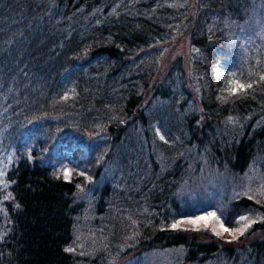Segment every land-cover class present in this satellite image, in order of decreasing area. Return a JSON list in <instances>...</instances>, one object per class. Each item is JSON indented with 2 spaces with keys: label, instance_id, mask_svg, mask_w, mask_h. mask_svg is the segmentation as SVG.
I'll return each mask as SVG.
<instances>
[{
  "label": "trees",
  "instance_id": "trees-1",
  "mask_svg": "<svg viewBox=\"0 0 264 264\" xmlns=\"http://www.w3.org/2000/svg\"><path fill=\"white\" fill-rule=\"evenodd\" d=\"M256 5L0 0V264H264L263 180L214 208L185 193L210 172L264 176V43L243 26ZM208 209L249 229L226 243L172 227Z\"/></svg>",
  "mask_w": 264,
  "mask_h": 264
},
{
  "label": "rangeland",
  "instance_id": "rangeland-1",
  "mask_svg": "<svg viewBox=\"0 0 264 264\" xmlns=\"http://www.w3.org/2000/svg\"><path fill=\"white\" fill-rule=\"evenodd\" d=\"M262 9L264 8H262L261 5L252 6L248 16L244 20L243 26L247 28L246 32L250 35L251 38L257 39L259 41L262 40L264 43V13ZM169 49L168 51H166L165 55L163 56V63H162L163 66L167 64L173 57L172 56L173 49H170V50ZM187 54H188V51L185 50L183 51L182 56H185ZM184 61H185V58H184ZM185 64L187 66L186 62ZM84 162L85 160H79L74 163L73 169L76 174L82 175L84 173L85 171ZM194 177L191 178L192 181L190 180L191 182L189 184L190 187L188 188V190L185 191V193L187 192V196H188V194L194 195L195 192L193 191H199V192L205 193L206 196L202 198H197L196 200L191 202V204L193 205V208L199 207L200 205L206 206V207L212 206L214 208L222 200H224L226 196L232 199L233 196H235L237 193L236 190H239V188H241L243 192L256 191L254 189H257L259 187L260 181L261 180L264 181V176L260 177L261 179H257L258 177H256L255 175H248L243 178H240V182L237 183V185L239 186L238 187L235 183H233L234 181H232V183H230L229 185H225V182H223V180L217 178L211 172L205 174V176H201V177L194 176ZM199 195H201V193H199ZM207 201H209V203H206ZM209 213H215L216 217L219 218V216L217 215L215 211H213L212 209H208L207 211H203V213H199L195 216L179 219L174 224H176L177 225L176 228H179L180 230L191 229L192 231H197V230L202 231L205 229H210L217 239L221 241H226V243H229L230 241L233 242V240H235L238 236L241 235L240 231L224 232L223 229L220 227V224L222 223L220 218L218 220L212 219V218H208L207 220L200 219L202 217H208ZM88 216L89 217H87V220L91 221L93 216L92 215H88ZM224 227L226 226L224 225ZM236 229L243 230V233H245L249 229V227L245 228L244 226V227L236 228ZM80 234L81 232H79L77 235H80ZM90 239H94V237L90 234H86L83 237V240H86V241ZM97 241L98 240H96V242ZM105 251L106 250H104L102 246L95 248V252L91 254L90 256V260H92L93 263H95V262L100 261L104 257L106 259V256H104V254H106ZM75 254L78 257H87L86 255H83V254H78V253H75ZM107 262L108 264H127L126 259H113L112 261L109 260ZM149 263L150 264H168L167 258L165 256H157V257H151V258L148 257L146 259V264H149Z\"/></svg>",
  "mask_w": 264,
  "mask_h": 264
},
{
  "label": "snow or ice",
  "instance_id": "snow-or-ice-1",
  "mask_svg": "<svg viewBox=\"0 0 264 264\" xmlns=\"http://www.w3.org/2000/svg\"><path fill=\"white\" fill-rule=\"evenodd\" d=\"M238 87L242 89L244 86H243V85H239ZM249 87H250V85H249ZM161 138L163 139V137H161ZM64 175H65V178H68V177H70L71 172H70L69 170H65ZM208 218H212V219H216V220L219 219L218 217H216V214H215V213H209V214H208V217H202V218H200V219H205V220H207ZM247 219H248L247 217H241V220H247ZM193 222H194V221H193ZM249 226H250V224H249V225H245V228H247V227H249ZM172 227H173V228H176L177 225L174 224ZM220 227L223 229L224 232H230V231H231V232H236V231H240L241 235L243 234V230H240V229H229V228L224 227V225H223L222 223L220 224ZM234 238H235V237H234Z\"/></svg>",
  "mask_w": 264,
  "mask_h": 264
}]
</instances>
